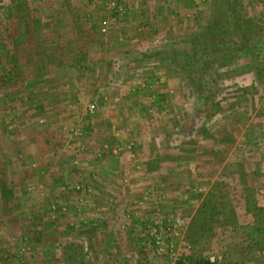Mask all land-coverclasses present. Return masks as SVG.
<instances>
[{
	"label": "rangeland",
	"instance_id": "rangeland-1",
	"mask_svg": "<svg viewBox=\"0 0 264 264\" xmlns=\"http://www.w3.org/2000/svg\"><path fill=\"white\" fill-rule=\"evenodd\" d=\"M227 2L0 0V264H264V57L166 62Z\"/></svg>",
	"mask_w": 264,
	"mask_h": 264
},
{
	"label": "trees",
	"instance_id": "trees-1",
	"mask_svg": "<svg viewBox=\"0 0 264 264\" xmlns=\"http://www.w3.org/2000/svg\"><path fill=\"white\" fill-rule=\"evenodd\" d=\"M227 3L229 9L228 12L229 14L231 13V15H227L223 22L214 21L205 29L196 32L190 38L191 46L189 48H187L185 51L180 50L168 54L167 61L166 58H163L161 60L168 62V60L171 59L174 64H178L179 60L182 59L183 65H181V67H184L186 69L188 68L189 70H191V68H193L195 64L201 60L200 68L197 72H200V77L202 76L201 79H203V82L205 81V84L216 81H211V71L213 70V66L215 64V60L213 57L215 52L228 54L229 57H237V59L239 60L243 58L250 59L254 62L255 67H258V70H260V56L264 57V41H261L260 38L259 45H257V47H255L254 45H252V47H249L248 43L251 41L250 39L251 34H253V30L248 29H245L246 34H244V38L245 40H247V43L244 44L243 42H236L234 40V34L232 33V31L236 28V19H233L235 2L234 0H228ZM206 77H208L209 79H207ZM209 94L210 95H208L207 100L213 94L211 90ZM254 208V216L256 215L258 217L259 215L262 216L264 214V208L259 209L256 205ZM216 262L217 261H211L209 258L187 255L179 258L174 264H216Z\"/></svg>",
	"mask_w": 264,
	"mask_h": 264
},
{
	"label": "built area",
	"instance_id": "built-area-1",
	"mask_svg": "<svg viewBox=\"0 0 264 264\" xmlns=\"http://www.w3.org/2000/svg\"><path fill=\"white\" fill-rule=\"evenodd\" d=\"M102 31L105 32L106 30L103 29ZM95 108H96V105H91V107H90V109H91L92 112H93V110ZM129 148H131V146ZM114 152H116V151H114ZM75 188H76V191L82 192V193H86V194H90L91 191H92L90 188H84V187H82V185H77ZM157 243L160 244L159 241Z\"/></svg>",
	"mask_w": 264,
	"mask_h": 264
}]
</instances>
